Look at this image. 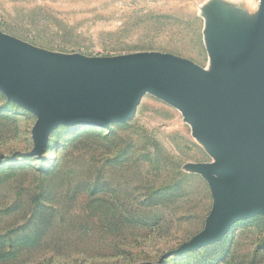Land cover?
Returning a JSON list of instances; mask_svg holds the SVG:
<instances>
[{
	"label": "rangeland",
	"instance_id": "1",
	"mask_svg": "<svg viewBox=\"0 0 264 264\" xmlns=\"http://www.w3.org/2000/svg\"><path fill=\"white\" fill-rule=\"evenodd\" d=\"M259 2L0 0V31L57 56L170 54L218 78L244 65ZM36 121L0 91V264H264L260 214L168 255L205 229L213 197L196 168L220 162L176 106L146 94L125 122L60 125L43 159L27 155Z\"/></svg>",
	"mask_w": 264,
	"mask_h": 264
},
{
	"label": "water",
	"instance_id": "2",
	"mask_svg": "<svg viewBox=\"0 0 264 264\" xmlns=\"http://www.w3.org/2000/svg\"><path fill=\"white\" fill-rule=\"evenodd\" d=\"M218 76L157 52L57 56L0 31V91L37 117L28 156L43 159L48 136L60 125L107 127L129 120L146 94L176 106L196 126L198 139L220 160L196 168L206 173L213 208L205 229L169 256L221 240L238 220L264 216V0L244 65Z\"/></svg>",
	"mask_w": 264,
	"mask_h": 264
},
{
	"label": "trees",
	"instance_id": "3",
	"mask_svg": "<svg viewBox=\"0 0 264 264\" xmlns=\"http://www.w3.org/2000/svg\"><path fill=\"white\" fill-rule=\"evenodd\" d=\"M31 157H32V156H31ZM40 162L43 163L42 160H40Z\"/></svg>",
	"mask_w": 264,
	"mask_h": 264
}]
</instances>
